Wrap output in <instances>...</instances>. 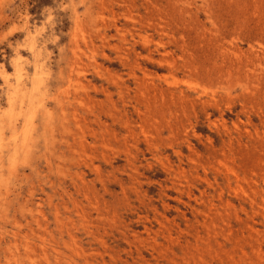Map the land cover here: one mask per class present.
<instances>
[{"label":"rangeland","instance_id":"374dc122","mask_svg":"<svg viewBox=\"0 0 264 264\" xmlns=\"http://www.w3.org/2000/svg\"><path fill=\"white\" fill-rule=\"evenodd\" d=\"M0 264H264V0H0Z\"/></svg>","mask_w":264,"mask_h":264},{"label":"bare ground","instance_id":"6f19581e","mask_svg":"<svg viewBox=\"0 0 264 264\" xmlns=\"http://www.w3.org/2000/svg\"><path fill=\"white\" fill-rule=\"evenodd\" d=\"M7 140V139H6Z\"/></svg>","mask_w":264,"mask_h":264}]
</instances>
